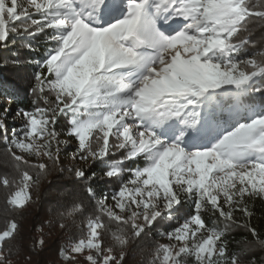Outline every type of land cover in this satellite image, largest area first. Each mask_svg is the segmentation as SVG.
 Listing matches in <instances>:
<instances>
[{"label":"snow or ice","instance_id":"1","mask_svg":"<svg viewBox=\"0 0 264 264\" xmlns=\"http://www.w3.org/2000/svg\"><path fill=\"white\" fill-rule=\"evenodd\" d=\"M256 8L264 0H0V46L38 34L49 44L27 61L37 70L32 105L17 109L23 123L9 132L0 120L4 156L19 175H0V185L16 189L6 205L23 209L43 175L65 170L63 134L76 141L73 160L104 164L105 176L120 182L97 199L92 165L67 169L83 190L60 215L86 217L87 232L62 250L66 259L88 250L89 264H123L132 240L148 238L192 200L167 233L175 244H156L148 264H257L250 254L264 249V238L248 206L264 197V104L250 99L264 96V51L248 53L252 18L264 20ZM236 212L252 239L234 250L227 229L240 226ZM18 230L16 219L0 229V262L15 254Z\"/></svg>","mask_w":264,"mask_h":264},{"label":"trees","instance_id":"2","mask_svg":"<svg viewBox=\"0 0 264 264\" xmlns=\"http://www.w3.org/2000/svg\"><path fill=\"white\" fill-rule=\"evenodd\" d=\"M252 3L256 4L257 0H252ZM255 10L264 9L256 8ZM35 18L39 19L38 16ZM252 21L255 24V30L252 33V43L255 47H249V54L264 51V47H260L258 43L264 37V20L253 17ZM24 44H33L37 51H30L26 47H22ZM47 47L49 44L42 34H38L34 40L20 37L16 38L15 43H9L7 47L0 46V97L8 98L16 109L28 108L32 105L34 97L30 88L33 85V77L37 69L34 63L27 61L42 57ZM17 59L19 63H13ZM258 86L264 85H260L258 81ZM250 99L257 105L264 104V96L258 92L254 93ZM66 124L67 120L60 121L61 128L66 129ZM5 149L6 145L3 138L0 137V175L11 174L19 182V175L14 173L10 161L4 156ZM142 163V161H129L127 166L133 168L142 166ZM61 167L65 170L52 168L40 178L37 188L29 189L31 201L23 209L13 210L12 206L6 205V195L9 191H15V186L8 190L0 185V229H3L11 219H16L19 224L18 234L12 241L15 254L0 264H89L85 253L71 254L73 259H66L62 254V250L68 252L71 245L86 234L87 219L79 215L72 218H61L60 213L64 211L62 205L68 203L74 191L79 193L83 190L72 173L67 171L68 167L62 164ZM105 169L106 165L99 162L92 164L91 171L96 173L93 187L96 189L97 199L104 195L110 197L120 183L115 178H107L104 174ZM192 205L193 201L187 200L180 210L174 213V219H165L157 224L148 238L132 240L125 249L127 254L123 264H148L156 244H159L157 230L167 231L178 222H182L192 211ZM248 206L253 213L251 224L257 227L258 231L262 233L261 238H264V197H251L248 199ZM234 215L239 218L240 226L230 224L227 229V239L230 242V247L235 250L237 243L242 238L247 237L251 240L252 237L242 226L245 223L242 214L236 212ZM207 219L209 223L219 222L221 226L224 224L222 218L211 213L207 214ZM105 239L111 241V230L105 234ZM7 254L6 249L5 255ZM250 255L255 257L257 264H261L264 259V249L257 247Z\"/></svg>","mask_w":264,"mask_h":264},{"label":"rangeland","instance_id":"3","mask_svg":"<svg viewBox=\"0 0 264 264\" xmlns=\"http://www.w3.org/2000/svg\"><path fill=\"white\" fill-rule=\"evenodd\" d=\"M5 109H8L7 113H5ZM0 120H3L7 124L9 132H11L13 128H19L21 124L23 123V120L21 119V117L17 116V109L11 104V101L8 98L0 97ZM60 130L62 131V133L66 132V129L64 128L60 127ZM60 139L68 141L67 146L63 144L60 145L61 164L63 166H66L68 168H71L73 165H78L81 167H88L89 164L91 165L94 164L92 161L84 162V161L73 160L72 153L75 151L76 141L70 138L69 136L63 135V134L61 135ZM17 154L25 155V158L31 159L33 163H40V162L50 163V161H48L46 157H43L40 160H37L34 157L29 158L26 153H21L19 152V150H17ZM107 203L111 204L112 203L111 199H109ZM170 230H167V231L163 229L157 230V236H158L157 238H158L159 244H169V243L175 244V242L170 241L168 239L167 233ZM158 233H163V235H160ZM85 254L86 256L88 255V250L85 251Z\"/></svg>","mask_w":264,"mask_h":264}]
</instances>
